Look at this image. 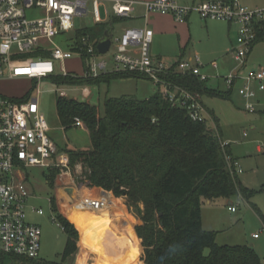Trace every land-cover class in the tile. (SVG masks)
Returning a JSON list of instances; mask_svg holds the SVG:
<instances>
[{
  "label": "trees",
  "instance_id": "1",
  "mask_svg": "<svg viewBox=\"0 0 264 264\" xmlns=\"http://www.w3.org/2000/svg\"><path fill=\"white\" fill-rule=\"evenodd\" d=\"M124 20L127 19L112 17L96 30L78 32L67 49L80 52L78 48L84 37L92 42L100 41L106 33L111 34L115 23ZM259 42H264V27L259 28L253 47ZM80 53L82 63L87 65L86 71L91 59L85 51ZM41 57L50 59L51 50L43 52ZM178 64L179 61L161 77L170 91L178 89L177 97L181 96V91L194 96L212 117L216 130L206 124L205 116L203 121L192 120L190 111L171 102L159 86L154 96L143 101L132 96L108 98L103 109L76 99L60 98L57 112L62 127L67 130L80 120L92 143L87 151L63 153L69 155L73 168L78 163L83 165V173L91 187L126 198L129 208L136 209L141 222L136 232L130 227L127 234L136 246L143 247L145 264H262L254 248L220 246L218 233L203 228L204 201L235 196L249 198L252 193L232 172L233 165L230 168L228 161V157H232L229 145L223 147L218 120L202 103L203 97L208 96L228 100L232 90L220 92L209 86V80L202 81L193 72H177ZM129 77L147 78L136 73L113 72L95 79L54 76L49 81L56 85L82 86ZM55 174L58 171L53 170L54 176L49 182L53 189L64 183V179L59 178L57 185ZM139 203L144 204V210ZM51 206L55 220L68 237L60 260L51 262L41 257L34 260L0 253V264H65L78 254L80 237L75 225L82 237L80 246L86 241V231L65 212L71 221L60 212L57 197L51 200ZM100 258L111 264L105 254ZM135 260L136 255L123 256L114 264H133Z\"/></svg>",
  "mask_w": 264,
  "mask_h": 264
},
{
  "label": "built area",
  "instance_id": "2",
  "mask_svg": "<svg viewBox=\"0 0 264 264\" xmlns=\"http://www.w3.org/2000/svg\"><path fill=\"white\" fill-rule=\"evenodd\" d=\"M103 0H94L93 17L95 22L102 23L100 7ZM112 14L122 19H135L139 6L144 8L143 28H128L119 38H113L111 50L112 70L109 63L101 59L98 48L88 37L81 40L78 48L90 57L89 68L82 76L69 72L63 65L66 60L75 56L80 58V52L54 46L52 57L43 59L41 54L49 50L46 45L53 44V38L74 29L76 18L89 14L88 0H0V80L4 78H23L32 83V90L20 98L0 94V253L17 257L40 259L42 244L41 226L29 221L28 201L32 193L26 184L27 177L23 171L30 168H44L58 171L64 183L59 186H74L78 190V200L66 204L79 210H89L100 213L104 201L89 195L82 196L83 189L88 184L83 165L78 163L73 168L68 154L59 152L56 143L49 136L50 128L41 112L38 97H31L40 85L54 76H71L74 79H95L109 73H136L146 76L163 94L169 96L171 102L190 111L194 121H203L205 110L194 96L181 91H170L169 86L161 77L174 69L163 59H154L151 55V45L154 31L149 28V22L154 14L170 15L179 23H185L190 14L197 13L202 20L225 21L237 29L235 46L232 49L233 58L239 64L226 76L216 75L213 78L225 82L228 90L238 86V92L245 99V107L255 112L251 103L258 91H264V70H248L247 57L253 48L259 28L264 27V9H248L240 0L205 1L200 4L184 7L177 0L137 1L112 0ZM38 9L40 16L28 17V11ZM49 50V51H50ZM110 50V51H111ZM98 51V53H97ZM109 51V52H110ZM108 52V53H109ZM107 53V54H108ZM37 56H32V55ZM106 54V55H107ZM105 56V55H102ZM81 60V59H80ZM60 64V67L57 66ZM214 70L217 63L211 64ZM198 56L190 60L179 61L176 71L180 73H195L202 81L210 80L200 74ZM60 72L56 74V70ZM75 87L77 84H72ZM256 86V88H254ZM257 89V90H256ZM83 95L89 99V88H83ZM60 98H70L65 89H58ZM75 126L85 127L80 120ZM228 145L224 143L223 147ZM232 172L241 174L237 163L228 157ZM79 178L81 182H79ZM57 186V187H59ZM108 193V192H107ZM235 212L234 207H230ZM33 213L44 215L40 208H34ZM258 239V236H254Z\"/></svg>",
  "mask_w": 264,
  "mask_h": 264
},
{
  "label": "rangeland",
  "instance_id": "3",
  "mask_svg": "<svg viewBox=\"0 0 264 264\" xmlns=\"http://www.w3.org/2000/svg\"><path fill=\"white\" fill-rule=\"evenodd\" d=\"M88 2L89 14L76 18L74 29L71 31L54 37L53 44L48 43L46 45L49 50L53 49L54 46L67 49V46L74 43L78 32L87 29L96 30L97 27L104 24L95 22L92 14L94 2L91 0H88ZM247 8L250 9L249 7ZM252 9H264V6ZM100 10L101 16L106 18L104 17L105 8L101 7ZM27 14L29 18H33V16L39 17L40 11L33 9L28 11ZM112 17L114 16L111 13ZM128 20L118 21L114 24L116 36L123 28L142 27L141 23L134 24ZM200 22L201 26L194 29L195 41L190 43V48L187 49L183 60H186L191 54L197 55L202 65L199 71L200 74L211 77L208 81L209 86L220 92L226 91L228 89L225 82L213 77L216 75L226 76L231 70L236 69L239 64L232 57V53L225 58L223 56L221 60L214 56V53L220 51L223 47V31L225 29L228 31L226 35L228 44H231L228 23L216 20L206 23L200 20ZM232 40H234L233 36ZM98 41V39L93 41L96 48ZM230 47V50H232V45ZM168 50L170 58H165V62L170 66H174L181 55L180 47L177 44H171ZM113 52L114 48L107 55H100L101 59H105L110 64L109 70L113 68L111 62ZM80 59L75 56L71 60H66L63 65L69 72L82 76L87 65H84ZM247 60V71L264 70V42H259L254 46ZM212 63H217L221 69L214 71L211 66ZM57 66L60 67V64ZM59 72L57 69L56 74ZM84 87L89 88L91 92L89 99L83 95L82 90ZM60 88L65 89L71 99H76L81 103L87 102L101 109H103L104 103L108 98L132 96L143 101L154 96L158 91V87L154 82L141 77L113 78L109 83L78 85L76 87L72 84L56 85L52 82L44 81L40 85L41 92L38 94L35 89L31 97L39 98L41 112H43L49 127L52 129L51 137L56 143L61 147H66L71 143L78 152L87 151L84 148L90 149L92 147L90 135L84 127L77 128L72 126L68 128L67 132L63 130L57 112L60 99L57 90ZM31 90L32 83L23 78H4V80H0V94L3 96L20 98ZM202 103L217 118L222 138L228 144H231L232 155L239 159L244 171L239 175V180L252 193L249 198L235 196L226 199H215L211 205L204 201L202 206L204 228L206 231L218 233L217 244L220 246H250L254 248L260 256L261 263L264 264V91L257 90L255 98L251 100V103L256 107L255 112H250L246 109L245 99L238 92V86L232 90L231 97L228 100L208 96L203 97ZM205 119L206 124L211 129L216 130V124L212 117L205 115ZM259 148H261V151H258ZM59 152L63 153L64 151ZM52 174L53 171L40 167L23 171V175L28 178L26 184L32 193V197L28 201V219L42 228L41 258L55 262L60 260L68 237L55 220L56 215L53 211V206H51V200L57 197V187L53 189L49 184L54 176ZM55 178L57 185H59L58 179L61 178L59 173L55 174ZM79 182H81L80 178ZM86 187L94 198H103L102 192L105 191L104 189L93 188L89 182ZM94 190L98 192L94 193ZM108 193L112 199H106L107 208L101 210L100 213L69 207L66 205L68 203L58 200L60 212L69 221H71L69 218L71 217L78 226L86 231V241L80 246L82 237L75 225L80 237L78 254L65 264H74L76 260H78L77 264H108L104 259L100 258L102 254H105L111 264L117 263L119 258L123 256L134 255H136V260L133 264H145V251L142 247L141 238L138 235L142 249L136 246L127 234V230L130 227H134L136 232V226L141 222L136 209L134 207L129 208L126 198H118L112 192ZM117 199L120 200L122 206L118 204ZM139 207L144 210V204L139 203ZM230 207H234L236 211L231 212L229 210ZM34 208L42 209L44 215L33 213L32 210ZM117 210L119 212L116 213ZM255 235L258 236L257 240L254 238ZM206 253L208 254L209 251Z\"/></svg>",
  "mask_w": 264,
  "mask_h": 264
},
{
  "label": "crops",
  "instance_id": "4",
  "mask_svg": "<svg viewBox=\"0 0 264 264\" xmlns=\"http://www.w3.org/2000/svg\"><path fill=\"white\" fill-rule=\"evenodd\" d=\"M91 1L94 2V0H91ZM137 1L142 2V1H157V0H137ZM177 1H178V3L181 6L190 7V6H194V5L200 4L202 2H205V1H221V0H177ZM240 1H241L242 5H244L245 7H249L250 9H252V8H259V7L264 6V0H240ZM112 5H113V1L112 0H103L102 1L101 7H104L105 8V10H104V17H106V18H103L101 16V10H100V17H102V19H103V22L102 23H108V22H110V20H111V13H112ZM101 7H100V9H101ZM143 12H144V8L141 7V6H139L137 8L136 13H135L136 16H137V18H135V19H129L128 21L130 23H134V24L141 23V26H142L141 28H143V26H145L144 20H142V18H141V15H143ZM200 20L203 21V22H205V23L208 22V21H213V20H206V21H204V20H202V18L200 17V15L197 14V13L190 14V17L187 19V21L185 23H179V22H177L175 20V18H173L170 15H162V14H159V13L152 15V17L150 19V22H149V28L154 31V39H153V43L151 45V55H152V57L154 59H159V60L160 59H163L165 61V58H170L169 57L168 47L171 44H174V45L177 44L180 47L181 55H180L179 60H177L176 62H178L180 60H183L184 57H185V55H186V53H187V49L190 48V43L193 42V41H195V30L194 29L196 27H198V26H201ZM128 28H131V27H127V28L121 29L119 31L120 33L116 36L115 35V32H114V25H113L111 27L110 32L113 35V38L116 39V38L121 37V35L123 34V31L126 30V29H128ZM134 28H136V27H134ZM228 29H229V38H231L230 39L231 40V44L230 45H232V47H234L235 46V41H236V37H237V32L238 31L235 28V26L230 25L229 23H228ZM223 32H224L223 33L224 34V36H223L224 37V39H223V41H224L223 42V47H222V49L220 51L214 53L215 54L214 56L217 57L218 60H221V58L223 56L225 58L226 56H229L230 53H232V50H230L231 47L228 44V40L226 38V35H227L228 31H226V29H225ZM232 36H233V39L234 40H232ZM252 50H251V52H252ZM232 55H233V53H232ZM194 56H197V55L191 54L190 56H188V58L186 60H190ZM232 57H231V59H232ZM183 61H185V60H183ZM223 67H224V65H223ZM219 69H221V68L218 65V69L217 70H214L213 69V70L214 71H218ZM233 70H231V71H233ZM205 115L206 116L209 115L206 110H205ZM48 126H49V124H48ZM73 127H77V126L73 125ZM77 128H82V127H77ZM84 128L87 129L86 127H84ZM63 130H65L66 132L68 131V129L66 130L65 128H63ZM51 132H52V129L50 128L49 136H50L51 140H53V142L56 143V141L51 137ZM223 141H224V139H223ZM225 142L226 141H224V143ZM56 145H57L59 151H62V152L63 151L65 152V151H68V150H70V151H77L76 148H75V146L73 144H71V143H69L66 147H61L58 143H56ZM228 145H229V148L231 150V144H228ZM84 150H88V148H84ZM258 151H261V148H259ZM231 155H232V152H231ZM231 158H232V160L235 163H237L238 167L242 170V167H241V164H240L239 159L235 158L233 155H232ZM241 174H239V173L237 174V178H238V181L239 182H240L239 175H241ZM240 183L242 184V182H240ZM107 194H108V196H109V198L111 200L112 199L111 196L109 195V193H107ZM104 200H106V199H104ZM207 202L210 205L212 203V201L211 202L210 201H207ZM203 228H204V224H203ZM204 230H205V228H204ZM255 240H257V239H255Z\"/></svg>",
  "mask_w": 264,
  "mask_h": 264
},
{
  "label": "water",
  "instance_id": "5",
  "mask_svg": "<svg viewBox=\"0 0 264 264\" xmlns=\"http://www.w3.org/2000/svg\"><path fill=\"white\" fill-rule=\"evenodd\" d=\"M112 41L113 35L110 33H106L97 44V48L100 55H106L111 50ZM56 190L57 198L59 201L66 202L70 205L71 203L76 202L78 200V190L74 186H59L56 188ZM74 264H76V261L74 262Z\"/></svg>",
  "mask_w": 264,
  "mask_h": 264
},
{
  "label": "bare ground",
  "instance_id": "6",
  "mask_svg": "<svg viewBox=\"0 0 264 264\" xmlns=\"http://www.w3.org/2000/svg\"><path fill=\"white\" fill-rule=\"evenodd\" d=\"M81 195H82V196H85V195L92 196V194L90 193V191L87 190V189H83ZM102 195H103V198H104V199L109 198V196H108V194H107L106 192H102ZM92 197H93V196H92ZM103 198H101V199L104 201V205H105V206H104V208H103L102 210H105V209L107 208V201L104 200ZM98 199H100V198H98ZM101 199H100V200H101ZM77 262H78V260H76V264H77Z\"/></svg>",
  "mask_w": 264,
  "mask_h": 264
}]
</instances>
